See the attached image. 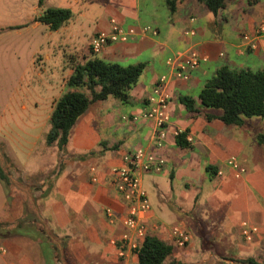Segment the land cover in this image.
Wrapping results in <instances>:
<instances>
[{
	"label": "crops",
	"instance_id": "crops-1",
	"mask_svg": "<svg viewBox=\"0 0 264 264\" xmlns=\"http://www.w3.org/2000/svg\"><path fill=\"white\" fill-rule=\"evenodd\" d=\"M52 1L54 5L38 1L34 12L27 14L29 23L35 29L47 28V35L57 34L58 47L60 38L75 44L73 19L56 30L37 19L46 8L57 7ZM168 2L109 0L106 15L92 36L109 29L111 18L127 27L150 25L158 34L113 43L98 54L90 49L91 36L84 50L64 69L59 90L50 98L46 112L38 106L37 96L22 97L25 102H35L30 110L25 102L21 104L25 117L41 120L30 121L36 125L34 133L23 130L15 137L2 135L0 163L10 183L4 187L0 182V220L11 221L14 224L8 223L14 227L26 219L21 228L32 225L42 238L16 233L0 239V264H138L139 256L134 252L119 259L112 243L124 231L119 217L127 203L109 182L110 168L123 165L125 155L137 147L165 159L160 172L142 176L151 203L146 221L166 226L178 223L190 234L188 244L179 247L166 240L165 231L152 232L173 245L163 264H250L248 259L264 256V147L257 142V135L264 133V116L244 117L242 125H228L220 119L221 109L205 106L200 99L202 89L222 66L237 71L264 69V36L256 39L254 49L243 38L244 34L252 36L264 21V0H226L218 14L198 0H181L175 10ZM8 30L20 35L24 31L19 24ZM190 30L195 33L188 34ZM192 48L207 60L191 72L189 79L170 81L171 118L167 138L158 146L154 124L142 113L159 77L172 74L167 59ZM52 56L53 51L42 55L34 50L29 64L46 67ZM94 57L122 66L144 63L145 67L125 99L110 95L92 102L71 129L65 149L60 150L56 143L46 140L54 105L69 89L75 65ZM85 92L91 96L89 90ZM186 99L192 101L191 110ZM177 130L191 135L193 142L180 144L174 133ZM10 144L17 154L8 152ZM230 156H236L246 169L238 178L226 165ZM220 170L222 174H218ZM19 187L23 189L19 192L27 191L34 198L31 211L24 210L22 200L10 203L11 198H23ZM107 209L112 210L113 218ZM242 220L260 228L253 243L240 235Z\"/></svg>",
	"mask_w": 264,
	"mask_h": 264
},
{
	"label": "trees",
	"instance_id": "trees-1",
	"mask_svg": "<svg viewBox=\"0 0 264 264\" xmlns=\"http://www.w3.org/2000/svg\"><path fill=\"white\" fill-rule=\"evenodd\" d=\"M181 0H169L171 10H175ZM204 3L213 13L225 6L226 0H198ZM74 13L69 8L48 7L37 19L47 24L50 29L56 30L71 20ZM145 64H131L122 66L117 63L106 62L99 58H89L77 63L74 73L68 80L69 89L56 101L51 115V129L47 133V143H56L60 150L65 149L69 134L79 118L86 112L90 104L97 100L106 99L112 95L125 99L128 90L138 81ZM99 86L97 91L95 88ZM89 90L91 96L85 91ZM200 99L205 106L221 109L220 119L228 125H242L244 117L264 116V69L252 71L250 69L233 70L222 66L206 83L201 91ZM187 107L192 109V101L185 100ZM212 118V116H211ZM181 136V137H180ZM179 135L177 141L187 144ZM257 142L264 147V133L257 135ZM0 182L8 187V174L0 163ZM22 222L11 227L10 223L0 220V239L8 238L13 234H25L41 237V232L26 225L21 228ZM42 238V237H41ZM173 251V245L163 241L156 234H148L138 250V264H163L166 257ZM250 264H258L252 258ZM172 264H183L174 261Z\"/></svg>",
	"mask_w": 264,
	"mask_h": 264
},
{
	"label": "rangeland",
	"instance_id": "rangeland-1",
	"mask_svg": "<svg viewBox=\"0 0 264 264\" xmlns=\"http://www.w3.org/2000/svg\"><path fill=\"white\" fill-rule=\"evenodd\" d=\"M38 1L40 0H0V140L5 133L13 137L23 130L34 133L36 125L30 121H39L41 118L25 117L26 111L23 112L20 108L25 102L22 97L37 96L38 106H43L42 109L46 112L50 98L59 90L64 69L71 63L72 58L77 57L81 49L84 50L87 39L96 31L98 23L106 15L105 6L109 2V0H55L57 7L70 6L74 13L71 25L75 33V44L60 38L61 42L58 47L57 34L47 35L49 31L47 28L41 26L35 29L27 19V14L34 12L33 7L38 4ZM42 1L53 4L52 0ZM16 24L24 29L23 34L20 35L16 30L10 33L8 28ZM34 50L41 52L42 55L44 51H53V59L47 63L46 67L37 64L34 68L29 64ZM43 67L45 70L41 71ZM25 103L30 110L35 102ZM3 150L4 147L0 146V156L3 155ZM8 152L18 153L11 144ZM2 187L0 184L1 191ZM20 190L23 189L19 187L18 193H21L23 198L15 201V198H11L9 201L14 204L22 200L24 210H30V207L35 205L34 198L29 197L27 191L19 192ZM243 240L245 241L244 238ZM0 251L3 250L0 248ZM252 259L258 264H264L263 255Z\"/></svg>",
	"mask_w": 264,
	"mask_h": 264
},
{
	"label": "built area",
	"instance_id": "built-area-1",
	"mask_svg": "<svg viewBox=\"0 0 264 264\" xmlns=\"http://www.w3.org/2000/svg\"><path fill=\"white\" fill-rule=\"evenodd\" d=\"M187 33L193 35L195 32L190 30ZM157 34L158 30L150 25L127 27L116 18H111L109 29L101 30L94 34L90 39L89 45L92 52L98 54L110 44L130 43L134 42L138 36H156ZM261 36H264V21H261L255 27L252 36L244 34L243 38L247 46L254 49L256 47V39ZM206 60L207 57L196 48L190 49L187 53H175L167 59L168 64L172 68V74H162L159 77L149 96L148 107L142 113V117L151 120L154 124V142L158 146H161L167 138L168 124L171 118L169 113L171 94L168 90L170 81L172 79H189L191 72ZM174 133L177 136L184 134V132L181 133L178 130ZM184 135L187 142H193L191 135ZM124 161L123 165L112 166L109 171L110 184L127 203L126 211L119 217L124 231L118 239L112 241L117 247L119 259H123L128 252L138 254L144 238L158 230H163L167 233V241L179 247H185L190 240V234L181 224L166 226L155 221L151 223L146 221V216L151 210V203L147 191L142 185V176L153 171L160 172L165 165L164 157L144 147H137L125 155ZM226 165L233 170V174L237 178L246 171L236 156H230L226 160ZM92 169L95 171L94 167ZM218 174H222V171L220 170ZM93 179L96 180V177H93ZM106 211L108 216L113 218L112 210L107 209ZM240 231L246 242H252L259 233L260 228L257 224L242 220ZM111 264H121V262L116 261Z\"/></svg>",
	"mask_w": 264,
	"mask_h": 264
}]
</instances>
